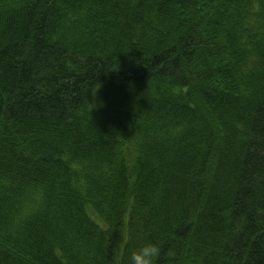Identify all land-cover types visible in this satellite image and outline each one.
<instances>
[{"label": "trees", "instance_id": "obj_1", "mask_svg": "<svg viewBox=\"0 0 264 264\" xmlns=\"http://www.w3.org/2000/svg\"><path fill=\"white\" fill-rule=\"evenodd\" d=\"M146 243L264 264V0H0V264Z\"/></svg>", "mask_w": 264, "mask_h": 264}, {"label": "clouds", "instance_id": "obj_2", "mask_svg": "<svg viewBox=\"0 0 264 264\" xmlns=\"http://www.w3.org/2000/svg\"><path fill=\"white\" fill-rule=\"evenodd\" d=\"M169 255H172V253L169 252ZM160 256V246L153 243H146L131 252L129 264H158Z\"/></svg>", "mask_w": 264, "mask_h": 264}]
</instances>
